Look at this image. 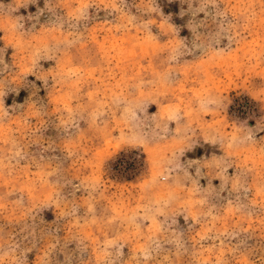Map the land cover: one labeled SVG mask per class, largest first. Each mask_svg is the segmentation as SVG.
I'll use <instances>...</instances> for the list:
<instances>
[{"label": "rangeland", "instance_id": "obj_1", "mask_svg": "<svg viewBox=\"0 0 264 264\" xmlns=\"http://www.w3.org/2000/svg\"><path fill=\"white\" fill-rule=\"evenodd\" d=\"M0 264H264V0H0Z\"/></svg>", "mask_w": 264, "mask_h": 264}]
</instances>
